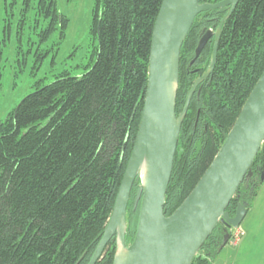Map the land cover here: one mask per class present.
Returning a JSON list of instances; mask_svg holds the SVG:
<instances>
[{
  "label": "trees",
  "instance_id": "16d2710c",
  "mask_svg": "<svg viewBox=\"0 0 264 264\" xmlns=\"http://www.w3.org/2000/svg\"><path fill=\"white\" fill-rule=\"evenodd\" d=\"M22 1L25 10L32 0ZM161 1L96 0L93 63L81 75L63 71L48 84L37 85L0 121V264L90 260L137 135L150 37ZM35 8L47 21L40 40L57 28L63 37L68 20L56 1L37 0ZM225 13L200 12L185 36L179 51L176 116L191 85L210 65L213 40L195 58L197 43L205 31L217 28ZM220 27L216 63L198 83L179 129L164 199L166 216L208 168L264 70V0H238ZM257 153L251 175L226 208L230 216L238 202L248 210L264 180V142ZM139 184L133 183L127 202L126 245L136 230L139 204L133 201ZM226 233L228 228L217 223L191 264H213L226 244ZM114 250L115 240L109 241L94 264H113Z\"/></svg>",
  "mask_w": 264,
  "mask_h": 264
},
{
  "label": "water",
  "instance_id": "95a60500",
  "mask_svg": "<svg viewBox=\"0 0 264 264\" xmlns=\"http://www.w3.org/2000/svg\"><path fill=\"white\" fill-rule=\"evenodd\" d=\"M238 0L200 3L198 0H162L150 37L146 90L136 137L116 192L113 208L103 233L87 264H94L109 241L115 240L127 255L113 264H191L217 223L237 228L246 215L238 202L235 214L226 211L238 187L248 175L251 164L264 142V70L248 94L235 122L202 176L169 216L164 215V199L172 172L179 129L198 82L212 71L219 42L221 23ZM208 9L226 12L214 32L210 65L192 85L180 114H175L180 48L196 15ZM208 30L195 48L197 57L208 38ZM174 83L175 90H169ZM146 162V179L140 181V167ZM264 179L263 172L260 180ZM140 181L133 201L139 204L136 230L126 245V208L133 183ZM138 203V204H137ZM225 234L223 243L228 240Z\"/></svg>",
  "mask_w": 264,
  "mask_h": 264
},
{
  "label": "rangeland",
  "instance_id": "374dc122",
  "mask_svg": "<svg viewBox=\"0 0 264 264\" xmlns=\"http://www.w3.org/2000/svg\"><path fill=\"white\" fill-rule=\"evenodd\" d=\"M16 1L0 0V121L37 85L48 84L63 71L81 75L96 59L98 46L97 35L91 32L96 0H55L68 25L63 37L57 28L45 40H40V32L47 21L35 8L37 0H32L25 10L24 2ZM261 188L262 182L257 192ZM244 221L240 222L241 229H245ZM256 230L257 227L252 229L253 234ZM227 244L224 250L230 247ZM252 257L242 264H264V255Z\"/></svg>",
  "mask_w": 264,
  "mask_h": 264
},
{
  "label": "crops",
  "instance_id": "0c3cea01",
  "mask_svg": "<svg viewBox=\"0 0 264 264\" xmlns=\"http://www.w3.org/2000/svg\"><path fill=\"white\" fill-rule=\"evenodd\" d=\"M262 186L257 194L252 198V202L248 208L244 221V236L240 239L237 244H229L228 250L223 248L220 250L219 255L215 257L213 264H242L247 259H252L253 255L257 257H263L264 255V180ZM260 216L259 218H257ZM255 234L252 229L256 228ZM263 227V229H262ZM262 229L259 234L258 230ZM227 244V245H228ZM231 246H235L232 247Z\"/></svg>",
  "mask_w": 264,
  "mask_h": 264
},
{
  "label": "bare ground",
  "instance_id": "6f19581e",
  "mask_svg": "<svg viewBox=\"0 0 264 264\" xmlns=\"http://www.w3.org/2000/svg\"><path fill=\"white\" fill-rule=\"evenodd\" d=\"M169 87H170L169 90L174 91L176 86L174 83H172ZM146 174H147L146 162L144 161V163L140 167V181L142 184L145 182ZM114 251H115V256L118 259V261H122L127 255V251H125V249L121 247L120 242H117V245Z\"/></svg>",
  "mask_w": 264,
  "mask_h": 264
},
{
  "label": "built area",
  "instance_id": "2783aa9c",
  "mask_svg": "<svg viewBox=\"0 0 264 264\" xmlns=\"http://www.w3.org/2000/svg\"><path fill=\"white\" fill-rule=\"evenodd\" d=\"M244 235H245L244 231L240 227L239 228L230 227L228 242L235 245L240 241V239Z\"/></svg>",
  "mask_w": 264,
  "mask_h": 264
},
{
  "label": "flooded vegetation",
  "instance_id": "af4514ba",
  "mask_svg": "<svg viewBox=\"0 0 264 264\" xmlns=\"http://www.w3.org/2000/svg\"><path fill=\"white\" fill-rule=\"evenodd\" d=\"M217 28H218V27H217ZM217 28H216V29H212V28L208 29V30H211V31H212V34H211L210 37L208 38V41H209L210 39H212V40H213V44H214V32L217 30ZM208 30L205 31L204 34H206V33L208 32ZM204 34H203V35H204ZM203 35H202V36H203ZM202 36H201V37H202ZM208 41L206 42V44L208 43ZM198 42H199V41H198ZM197 44H198V43H197ZM206 44H205V45H206ZM205 45H204V46H205ZM203 48H204V47H203ZM203 48H202V49H203ZM212 48H213V45H212ZM194 51H195V50H194ZM212 51H213V50H212ZM200 53H201V52H200ZM211 56H212V54H211ZM195 58H197V57H195ZM210 59H211V58H210ZM205 72H206V71H205ZM203 75H204V74H203ZM203 75H202V76H203ZM202 76H200V77H202ZM200 77H198V78H200ZM197 80H198V79H196V80L193 82V84H194ZM202 80H204V79H202ZM202 80H200L199 82H201ZM199 82H198V83H199ZM193 84H192V85H193ZM192 85H191V86H192ZM197 86H198V84L196 85V88H197ZM192 87H193V86H192ZM192 87H191V88H192ZM191 88H190V90H191ZM196 88H195V89H196ZM195 89H194V91H195ZM190 90L188 91V93L190 92ZM194 91H193V93H194ZM188 93H187V95H188ZM193 93H192V95H193ZM197 94H198V92H197ZM192 95H191V96H192ZM186 97H187V96H186ZM186 100H187V99H186ZM184 105H185V104H184ZM183 107H184V106H183ZM182 109H183V108H182ZM187 111H188V110H187ZM181 112H182V111H181ZM181 112H180V113H181ZM185 114H186V113H185Z\"/></svg>",
  "mask_w": 264,
  "mask_h": 264
}]
</instances>
